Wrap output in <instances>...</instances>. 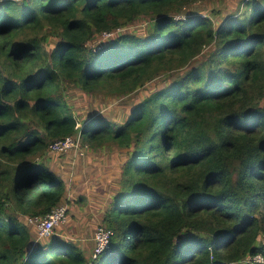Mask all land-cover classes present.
Wrapping results in <instances>:
<instances>
[{"label":"trees","instance_id":"1","mask_svg":"<svg viewBox=\"0 0 264 264\" xmlns=\"http://www.w3.org/2000/svg\"><path fill=\"white\" fill-rule=\"evenodd\" d=\"M195 1L0 0V264H264V0L216 20ZM152 81L118 123L72 111L73 90ZM66 137L126 153L95 258L25 218L68 203L49 155Z\"/></svg>","mask_w":264,"mask_h":264},{"label":"rangeland","instance_id":"2","mask_svg":"<svg viewBox=\"0 0 264 264\" xmlns=\"http://www.w3.org/2000/svg\"><path fill=\"white\" fill-rule=\"evenodd\" d=\"M236 5L237 0H197L192 3L190 8L200 16H210L216 20L236 9ZM140 27V24H134L129 27V30L136 32L137 29H141ZM108 33L96 35L94 40L89 43L90 48L98 49L99 42L107 41L117 32ZM55 40H57L56 36L50 38L48 48L53 45L52 42ZM154 83L155 81L146 84L136 91L134 96L125 98L124 96L113 98L103 95H86L79 89L73 90L72 98H70L72 111L80 119L97 111L118 123L124 119L133 104L142 96L149 94ZM73 139L74 145L62 151V155L53 156L49 153L52 168L57 174H61L65 183L68 203L62 202L63 205H67L64 220L56 224L46 237L51 236L54 232L55 235L58 234L63 239L75 240L78 238L80 242L87 244L88 249H90L89 243H92L94 251L96 242L92 239L95 232L93 227L96 228L99 225L105 227L98 212L104 206V197L108 192L111 194L112 188L116 185L115 182L119 178L120 166L126 153L124 149H118L112 145L106 148H90L88 145L82 144L78 137H73ZM111 186L113 187L111 188ZM75 196L80 198H75ZM25 218L24 216L20 217L22 221Z\"/></svg>","mask_w":264,"mask_h":264},{"label":"built area","instance_id":"3","mask_svg":"<svg viewBox=\"0 0 264 264\" xmlns=\"http://www.w3.org/2000/svg\"><path fill=\"white\" fill-rule=\"evenodd\" d=\"M104 34H109L104 32ZM74 145L73 137H66L61 141H56L51 145L52 151L62 152L67 150L69 147ZM65 204V203H64ZM67 205H60L54 207L48 214L44 216H28L26 217L27 222L35 225L37 234L39 238L46 237L50 234L52 228L64 220L66 214ZM112 235V230L110 228L103 227L99 225L95 228L93 235V240L96 242L95 249L93 251V257L95 258L106 248H108L110 236ZM254 259L260 260L259 257Z\"/></svg>","mask_w":264,"mask_h":264}]
</instances>
